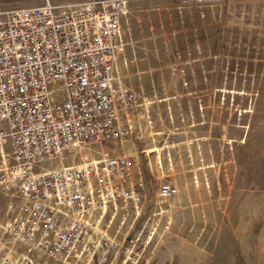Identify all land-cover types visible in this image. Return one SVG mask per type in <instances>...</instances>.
Wrapping results in <instances>:
<instances>
[{
	"label": "rangeland",
	"instance_id": "1",
	"mask_svg": "<svg viewBox=\"0 0 264 264\" xmlns=\"http://www.w3.org/2000/svg\"><path fill=\"white\" fill-rule=\"evenodd\" d=\"M252 8L241 0H129L116 66L139 96L131 136L70 148L45 165L132 157L146 196L92 215L95 230L117 245L106 263L37 264H264V97L226 90L250 75L232 57L239 60L250 41L264 46V32L241 27L253 23ZM255 19L264 27V14ZM162 184L178 196L161 198ZM8 203L0 192V225Z\"/></svg>",
	"mask_w": 264,
	"mask_h": 264
},
{
	"label": "built area",
	"instance_id": "2",
	"mask_svg": "<svg viewBox=\"0 0 264 264\" xmlns=\"http://www.w3.org/2000/svg\"><path fill=\"white\" fill-rule=\"evenodd\" d=\"M128 12L129 0L0 8V192L9 197L0 264L106 263L117 245L95 230L92 215L145 198L132 157L45 165L70 148L131 136L139 96L116 66ZM158 193L168 200L179 189L162 184Z\"/></svg>",
	"mask_w": 264,
	"mask_h": 264
},
{
	"label": "crops",
	"instance_id": "3",
	"mask_svg": "<svg viewBox=\"0 0 264 264\" xmlns=\"http://www.w3.org/2000/svg\"><path fill=\"white\" fill-rule=\"evenodd\" d=\"M13 0H0V8L4 10L15 9L16 7H12L9 5ZM31 6L25 7H38L45 3L46 0H30ZM54 2H64V1H78V0H52ZM242 4L252 6L254 5V12L248 14V17L251 18L252 22L248 24H242L241 27L244 31L246 29L248 32H264V27L261 24L256 22L257 14H264V7L259 6L260 3L264 2V0H241ZM248 2V3H247ZM246 16V15H245ZM258 40V38H257ZM263 40V39H260ZM259 41V40H258ZM258 41H250L251 45L247 46L240 59L237 60L232 57L231 63L235 64L237 61L242 65L241 69L250 73L248 77H241L239 79V87H230L227 88V94L229 95H240V96H256V97H264V56H261V53H264V46H260L261 42ZM249 43V44H250ZM243 65H248L247 68L243 67ZM137 111V109H136ZM135 111V112H136ZM247 137L242 138V143L247 140Z\"/></svg>",
	"mask_w": 264,
	"mask_h": 264
}]
</instances>
